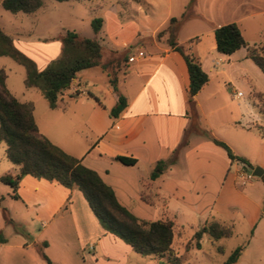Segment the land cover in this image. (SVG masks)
Returning a JSON list of instances; mask_svg holds the SVG:
<instances>
[{
  "label": "crops",
  "instance_id": "obj_1",
  "mask_svg": "<svg viewBox=\"0 0 264 264\" xmlns=\"http://www.w3.org/2000/svg\"><path fill=\"white\" fill-rule=\"evenodd\" d=\"M3 1L0 0V9ZM103 2L99 7H105ZM194 2L185 4L183 15L190 8L195 13L187 16L181 26L178 43L201 62L210 77L195 96V104L200 129L203 131L204 125L211 135L191 132L186 136L192 124L188 116L187 64L165 39L154 40L156 33L174 17L169 14L151 36L143 37L140 21L152 12H144L136 4L132 6V15L126 16L114 3L105 13L110 18H102L99 41L105 50L104 64L119 71V94L126 97L127 108L118 118H112L110 113L119 95L108 74L101 68L84 70L71 87L85 93L75 97L68 89L58 107H50L59 113L56 127L65 141L62 144L50 135L46 137L97 172L114 190L118 201L136 217L169 219L180 229L190 225L195 231L212 219L228 222L234 232L238 227L249 232L237 264H264V182L256 177L243 181L244 164L230 159L227 151L212 140L214 137L224 142L234 155L249 163L264 165V137L256 129L262 124H242L236 104L242 92L234 87L235 79L243 76L241 65L249 66L253 61L247 58L245 48L231 56L219 54L215 40L217 28L237 23L248 41L243 23L264 13V0H234L233 5L222 7L208 5L204 0ZM112 21L118 30H112ZM16 37H12L15 46L34 60L39 70L46 69L43 67L62 54L63 45L58 43L50 58H34L27 51V41ZM192 39L196 40L190 44ZM137 42H143V46L133 48ZM141 52L143 57H139ZM125 54L127 59H123ZM133 56L136 61L129 62ZM36 59H41L43 66ZM246 139L253 143L254 154L242 145ZM2 148L6 155V145ZM119 156L136 159L137 163L123 165L114 160ZM160 163L163 170L152 180ZM5 166L8 170H1L0 177L20 173L18 166ZM11 170L15 174L8 172ZM17 194L18 199L12 192L13 203L10 210L6 208L13 224L6 223L5 207L0 208V236L5 239L0 242V264H49L40 250L52 264H73L75 260L79 264L81 253L85 262L87 251L94 253L91 256L98 264L108 252V245L124 246L122 240L102 228L77 189L28 175L20 181ZM124 248L128 251V247Z\"/></svg>",
  "mask_w": 264,
  "mask_h": 264
},
{
  "label": "trees",
  "instance_id": "obj_2",
  "mask_svg": "<svg viewBox=\"0 0 264 264\" xmlns=\"http://www.w3.org/2000/svg\"><path fill=\"white\" fill-rule=\"evenodd\" d=\"M56 1L70 2L72 0ZM44 2L45 0H4L2 7L15 15L34 14L43 7ZM186 20V15L181 18H171L157 37L162 39L167 36L166 43L179 52L187 64L188 101L190 104L188 116L191 118L192 124L186 136L188 137L191 132H203L211 135L209 130H200L199 115L195 104V96L209 82L210 77L201 62L178 43L179 30ZM103 26L102 18L92 21L96 35L102 32ZM60 40L63 44L61 56L46 69L39 70L36 62L21 52L15 46L13 38L0 27V57L13 58L24 66L27 70L26 87L28 89L39 88L52 109L58 107L63 92L76 83L80 72L101 68L106 71L110 84L119 95L118 103L110 113L112 118H118L127 108L128 101L126 97L119 94V71H116L113 65L104 64V46L96 38L83 37L71 30L65 31ZM195 40L192 39L190 44ZM215 40L217 52L224 56H231L241 49H247V58L251 59L264 73V41L256 44L248 43L237 23L217 28ZM123 59H127L126 54ZM6 80L7 74L1 70L0 143L6 145V158L15 166L20 167V173L15 177L6 174L0 177V182L12 188L13 197L19 198L17 194L19 183L28 175L58 183L70 190L77 189L88 202L102 228L129 245L135 253L143 257L159 258L163 260L160 264H182L191 250L190 243L186 245L183 255L178 254L174 248L176 232L183 229H180L174 221L169 219L152 221L133 215L118 201L114 190L102 180L97 172L87 168L81 159L68 154L40 132L34 117L33 104L20 102L8 89ZM77 96L75 95V97ZM258 107L264 114L261 106ZM256 129L264 137L262 127H256ZM212 140L227 151L230 159L238 160L247 167L253 168L246 159L234 155L227 144L214 137ZM114 160L126 166H135L137 163L136 159L122 156L116 157ZM163 166L162 163L158 165L152 174V180L158 177ZM2 202L3 198H0V208H2ZM3 213L6 223L13 224L6 208H3ZM234 233L232 224L212 219L195 231L193 241L196 249H201L206 235L219 241L232 238ZM0 242H5L3 236H0ZM244 249L245 246L237 248L224 264H237ZM40 254L49 264H52L43 250H40Z\"/></svg>",
  "mask_w": 264,
  "mask_h": 264
},
{
  "label": "rangeland",
  "instance_id": "obj_3",
  "mask_svg": "<svg viewBox=\"0 0 264 264\" xmlns=\"http://www.w3.org/2000/svg\"><path fill=\"white\" fill-rule=\"evenodd\" d=\"M188 1L190 0H72L70 2L45 0L43 7L34 14L20 13L15 15L1 8L0 27L7 35L9 34V36L11 35L13 38H17L16 36L18 35L25 39L28 43L27 51L30 56H34V58H36L35 56H41L40 58L43 57L46 60V58H50L55 54L58 43H62L60 40L61 35L67 30L76 31L83 37L100 40V35H96L93 30L92 21L96 18H110V15L105 13L109 6L114 3L119 4L120 10H122L121 14L126 16L132 15V6L136 4H139L144 12H152L148 18H143V20L140 21L142 36L148 37L162 24L169 14L176 18L182 17L185 4ZM204 1H206L208 5L217 7L234 4V0ZM102 2L106 4L104 8L99 7V4ZM193 13H195L194 8H190L185 15L191 16ZM113 23L115 22L112 21L111 23L112 30H118L115 26L116 24ZM243 29L250 44L261 40L264 41V13H258L253 17H249L243 23ZM161 30L156 33L154 40L162 42L165 39L166 43L167 36L162 39H158L157 37ZM129 31H134L133 25ZM119 41L122 40L119 39ZM142 44L143 42H137L133 48L138 45L143 46ZM130 48L128 50H131ZM36 60H38L40 66H43V61H41V59ZM249 63V66L241 65V73L243 76H241L239 80L235 79V90L237 92H242V96L236 104L242 116V124L246 126L259 122L262 125H257V127H262V133L264 135V114H261L258 107L261 106V109L264 110V73L255 63ZM48 66L49 65L43 68H47ZM1 70H4L7 74L6 84L12 94L22 103L33 104L34 117L40 132L45 136L50 135L56 142L63 144L66 137L58 131L55 120L59 113L50 108L48 101L44 98L39 88L28 89L26 87V68L17 63L13 58L0 57V71ZM254 93L257 94L253 95ZM202 128L203 130H207V127L205 128L204 125H202ZM242 145H244L250 153L254 154L255 147L250 140H242ZM2 147H5V144H0V171H6L8 169L5 168V165L13 167L14 164L6 158L5 150H2ZM250 164L253 168L247 167L245 164L244 166L241 164V166L246 175L254 180V169L256 167L264 169V165L252 162ZM14 167L17 168L15 165ZM8 172L15 174L16 171L11 170ZM12 192L13 190L10 186L0 182V198H4L2 205L8 210H10L9 206L13 203L10 197ZM194 233L195 230L192 229L190 225H186L185 230H178L176 232L174 248L177 253L183 255L186 251V245L189 243L191 247L190 252L186 255L182 264H224L239 246L245 245L249 238V232L238 227L234 236L229 239L216 241L209 235H206L202 242V248L196 249L195 242L193 241ZM123 243L124 246L122 248L108 245V252L98 264H119V262L121 264H160L163 262V260L159 258L143 257L131 250L130 246H127L125 242ZM124 247H128V251L125 250ZM81 254L83 257V253ZM93 254V252H91V254H89L88 251L84 252L85 262L83 258L80 257L79 260L77 259L79 264H97L95 260H93ZM75 263L76 260L73 264Z\"/></svg>",
  "mask_w": 264,
  "mask_h": 264
},
{
  "label": "built area",
  "instance_id": "obj_4",
  "mask_svg": "<svg viewBox=\"0 0 264 264\" xmlns=\"http://www.w3.org/2000/svg\"><path fill=\"white\" fill-rule=\"evenodd\" d=\"M144 56V53L143 52H141V53H139V57H143ZM136 61V57H130L129 58V62H135ZM69 89H71L72 91H73V96H75V95H79L81 92H83V91H81V89H79V88H72V87H70ZM83 93H85V92H83ZM239 95H241V94H239ZM241 178H242V180L243 181H248V176H246V175H241Z\"/></svg>",
  "mask_w": 264,
  "mask_h": 264
},
{
  "label": "water",
  "instance_id": "obj_5",
  "mask_svg": "<svg viewBox=\"0 0 264 264\" xmlns=\"http://www.w3.org/2000/svg\"><path fill=\"white\" fill-rule=\"evenodd\" d=\"M253 176L256 178H260L264 182V169L256 167L254 169Z\"/></svg>",
  "mask_w": 264,
  "mask_h": 264
}]
</instances>
